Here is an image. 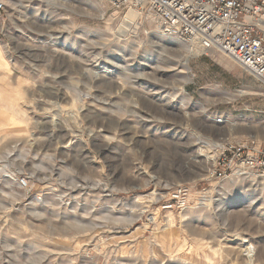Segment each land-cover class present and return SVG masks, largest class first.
Masks as SVG:
<instances>
[{"label": "rangeland", "instance_id": "1", "mask_svg": "<svg viewBox=\"0 0 264 264\" xmlns=\"http://www.w3.org/2000/svg\"><path fill=\"white\" fill-rule=\"evenodd\" d=\"M0 3V264H264V177H211L260 81L135 7Z\"/></svg>", "mask_w": 264, "mask_h": 264}, {"label": "built area", "instance_id": "2", "mask_svg": "<svg viewBox=\"0 0 264 264\" xmlns=\"http://www.w3.org/2000/svg\"><path fill=\"white\" fill-rule=\"evenodd\" d=\"M105 1L117 9L135 7L155 17L164 34L227 55L264 85V0ZM233 174L264 177V141L247 138L224 145L211 177L221 182ZM191 203V188L180 184L166 207L186 209Z\"/></svg>", "mask_w": 264, "mask_h": 264}, {"label": "bare ground", "instance_id": "3", "mask_svg": "<svg viewBox=\"0 0 264 264\" xmlns=\"http://www.w3.org/2000/svg\"><path fill=\"white\" fill-rule=\"evenodd\" d=\"M140 13L138 11H136L135 9H130L129 12L126 14V19L132 23H136L137 20L140 18ZM188 41V40H186ZM191 43L199 46L203 51H207L205 50L199 43H197L196 41H191ZM210 51V50H208ZM192 55H196V53L194 52V49H192ZM216 146H222V143H216ZM210 262V261H209Z\"/></svg>", "mask_w": 264, "mask_h": 264}]
</instances>
